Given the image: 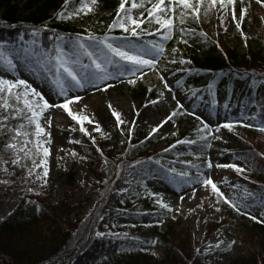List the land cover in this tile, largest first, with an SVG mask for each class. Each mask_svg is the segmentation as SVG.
Returning a JSON list of instances; mask_svg holds the SVG:
<instances>
[{
	"label": "trees",
	"instance_id": "1",
	"mask_svg": "<svg viewBox=\"0 0 264 264\" xmlns=\"http://www.w3.org/2000/svg\"><path fill=\"white\" fill-rule=\"evenodd\" d=\"M247 1L249 14L253 18L256 17V21V8L264 10V6L257 3V0ZM121 2L122 0H97L96 4L103 9H111L112 17L116 18L115 11ZM131 2L132 0H128L126 8L131 6ZM192 2L195 5L196 0ZM64 4L65 0H0V43L20 45L18 39L23 36V41L29 40L34 29L39 30L35 38L39 40L42 51L52 49L57 43V36L63 38L64 42L75 39L77 34L86 39V30L57 18V13L64 9ZM137 4L144 5L143 8H137V13L147 21V11L154 2L137 0ZM165 6L175 8L174 12L167 11L162 14L164 18L175 17L171 32L165 29L157 31L160 26L154 20L151 23L146 22L142 25L143 34L139 35V42L147 46L149 41L163 44L164 55L159 57L158 61L166 60L171 65L179 66L184 72L186 86L208 92L214 105L217 104L218 93H221L227 107V115L218 125L205 123L195 112L184 106L177 107L174 111L177 114L173 117L177 128L175 138L194 140L196 144L216 153L229 152L243 163L247 169L245 183L238 182L227 186V195L224 194L237 203L239 211L225 203L212 191L211 186H208V191L216 199L220 211H227L226 218L229 221H243L245 213L264 199V155L260 152L264 133L257 130L264 123V97L256 99L252 94L256 85L264 82V20L256 30L258 37L253 41L256 48H246L239 52L222 39L220 32H216L217 21L224 8L209 7L205 2L197 20L190 9H183L178 4L173 5L170 0H165ZM208 28L214 30V38H210L205 31ZM105 34L121 39L125 36L119 28L111 32L104 30L94 35ZM166 35L169 36L168 39H165ZM196 40L201 43L197 49L192 46ZM178 46L184 48V54L177 58L176 63H172L173 49ZM123 79L125 88L133 99L150 94L153 97L158 95L135 77H132L134 84L128 83L127 74ZM253 116L255 119H251ZM225 123H233L234 127L231 130L226 129L222 127ZM21 124L25 125L20 129L22 132H34V126L29 127L26 119L11 118L7 128L0 132V156L7 161L10 170L8 176L0 178V202L15 183L27 175L31 169L28 165L37 156L33 144L29 143L27 150L33 149L34 154L25 157L23 152H19V163H11L15 156L11 150H5L6 143L16 142L19 148L25 147V139L35 140L34 136H20L17 141L11 140L15 133L9 130L18 128ZM205 124L207 129H204ZM248 124L253 126H244ZM217 128L219 131H216ZM201 129L204 130L200 131ZM147 135L142 130L123 132L115 129L106 138L94 135L95 143L93 139L90 141L83 136L78 138L84 153L82 152L80 157L75 152L76 155L73 156L71 153L74 151L68 150L65 160L67 170L64 175L67 184L71 186L75 177L74 160L78 159L86 165L91 177L85 175L83 183L88 197L92 200V206L86 215L72 220L70 214L78 209L77 202L72 204L66 197L52 202L48 193L25 191L13 210L0 219L2 264H208L190 246L187 237L179 236L181 230L176 229L175 217L168 209L159 212L165 220L164 229L159 222H151L141 224L134 239L106 240L96 235L97 232H106L119 214L136 209L130 196H139L133 188L135 183L143 182V178L134 168V164L153 160L163 162L168 169L172 167L171 160L175 159L176 155L168 154L162 148L149 147L145 142ZM201 136L206 140H201ZM173 139L169 140L175 141ZM94 146L100 161L92 149ZM178 158L189 162L192 156L178 155ZM4 164L0 161V171ZM250 184L256 186L263 194L250 192L246 187ZM223 185L226 186L227 183ZM144 202L147 207H152L149 196L144 198ZM231 213H234V216ZM241 223L245 227V240L250 244L253 242L252 252L247 256H236L227 264H264V211L259 218H249L247 222ZM225 225L226 223L222 224L223 227ZM183 238L187 242L179 243ZM224 238L220 247L222 251L228 250L236 240V237L229 235ZM154 245L161 246L163 257L152 252L151 247Z\"/></svg>",
	"mask_w": 264,
	"mask_h": 264
},
{
	"label": "rangeland",
	"instance_id": "2",
	"mask_svg": "<svg viewBox=\"0 0 264 264\" xmlns=\"http://www.w3.org/2000/svg\"><path fill=\"white\" fill-rule=\"evenodd\" d=\"M152 1L154 4L158 3V0ZM205 2L209 5V0H205ZM119 4L117 5L118 7ZM91 6L93 11L87 15L80 13L79 16L66 20L83 28L87 33L95 34L109 30V24L115 19V17H112V10L103 9L97 4ZM219 6V3H217L214 7L217 8ZM75 7H78V4H70L68 11H72ZM232 8L233 5L231 4L224 8L218 18L215 28L216 32H220L222 39L239 52L243 51V49L246 50V48L247 50L255 49L256 44L253 41L258 37L256 30L264 20V10L259 7L256 8L258 18L255 21L256 17L253 18L249 14L248 1L236 0L237 19L233 20L231 16ZM242 8L247 10L246 16H241ZM131 14L134 18H140L137 8L133 9ZM162 17L164 18V15ZM237 22L241 23L242 32L236 28ZM115 29L118 28H114L111 31ZM205 31L210 38L215 37L213 29L208 28ZM109 37L121 39L115 35H110ZM139 38V36H129V39L134 41L137 46H141L143 44L139 42ZM33 39L37 41L35 46L31 43ZM18 44L20 45L14 47L17 49L25 47L29 51L27 53L22 52L17 58V70L5 74L4 70L0 69V76L13 80L24 79L31 88H35L37 92L41 93L50 105L61 104L65 98L58 94V88L52 83V78L46 77L40 65L32 58L31 50L33 47H39L41 50L39 40L33 36L27 41H21L19 38ZM192 46L197 49L200 48L201 43L196 40L192 43ZM176 50L172 60L177 62V58H181L182 54H184V48L178 46ZM85 60H87L86 57L84 62L88 63ZM161 76L164 77L163 80ZM135 78L149 88L151 92H156L158 95L153 97L150 94L140 99H133L125 88L123 77L119 76H115L101 84L99 90L90 85L85 89H74L68 94L69 98L77 94L81 97L80 101H74L69 107L78 114L87 115L92 121V123L85 121L83 125L87 129L88 134L81 132V125L77 121L72 120L61 108L50 107L43 113L40 122L45 128V135L41 139L42 141L50 140V142L45 143V146L50 149V155L46 158L48 168L46 183L44 182L42 168L36 170L41 179L36 178V173L31 176L27 173L25 177L18 180L0 202V219L13 210L25 191L48 193L52 202L63 200L64 197L70 203L77 202L76 208L78 209L70 214L72 220L86 215L92 206V200L86 193L83 180L85 175L91 177V172L85 164L75 159L74 183L69 186L64 175L67 170L65 168L67 165L65 163L66 153L69 152L68 150H73L81 157L84 153L83 147L79 145L80 142L76 143L81 136L91 141L94 135L106 138L115 129L123 132L125 130H142L148 134L145 142L149 147L167 149L168 154L176 155L175 159L171 160L172 167L170 168L176 171L172 172L165 167L163 162L157 163L153 160L134 164V168L143 178V182H140V184L135 183L133 188L139 196L134 197L133 194L130 196L136 209L127 210L123 214H119L111 222L110 228L103 232L104 235L100 237L106 240L134 239L138 235L139 226L151 222H159L162 225V229H164L165 220H163L159 212L165 210V208L157 203V200H162L163 203L169 205L168 210L170 209V213L175 217L176 229L181 230L179 236L187 237L190 246L208 264H227L229 260L236 256H247L252 252L251 244L253 245V242L251 241L250 244L249 241L245 240V227L241 222H247L249 218H259L264 211V199L258 201L252 209L245 213L243 221H229L226 218L227 211H216L219 208L216 199L209 193L208 186L205 187L198 178L199 174H203L205 178H211L218 188L227 195V186L238 182L245 183L247 169L243 163L235 159L229 152L216 153L214 150L203 148L198 144H178V140H184L175 138L177 128L173 118L164 123L159 128V131L152 133V137L149 135L153 128L161 125L177 109V102L195 112L197 117L205 123L212 126L218 125L227 115V107L221 93H218L217 104L214 105L208 92L187 87L183 70L179 66L169 64L166 60L158 61L155 69L145 67L143 72L137 73ZM165 83L168 85L167 88ZM107 85H111V87H107V90H105ZM20 89H23V86ZM252 94L256 99L263 98L264 82L257 84L252 90ZM113 111L120 113V119L124 121L123 124H117L115 117L112 116ZM97 125L101 129L99 132L95 131ZM170 138H174L173 140L175 141L169 140ZM173 145L175 147H172ZM92 149L100 161L95 146ZM25 150H27V147ZM260 152L264 155V141ZM188 154L192 156L189 162H184L178 158V155L186 156ZM34 159L37 163L44 159L42 152ZM209 160L212 162L210 169L207 167ZM32 161L33 159L28 165L30 168L33 167ZM66 162H68V159ZM233 163L243 168L244 171L239 173L233 168L217 167V165ZM180 172H187L189 175L188 177H180L178 175ZM9 174L8 164L5 163L0 171V178ZM225 182L227 183L226 186L223 185ZM246 187L250 192L263 194L252 184L246 185ZM148 196L152 202V207H147L144 202V198ZM231 214L234 216V213ZM223 223H226L225 227L222 226ZM222 228H230V230L227 231ZM225 235L236 237V240L228 250L222 251L220 247L223 245ZM183 242L186 243L187 240L185 238L179 240V243ZM151 250L156 256H164L161 246L154 245ZM0 264H2L1 261Z\"/></svg>",
	"mask_w": 264,
	"mask_h": 264
},
{
	"label": "snow or ice",
	"instance_id": "3",
	"mask_svg": "<svg viewBox=\"0 0 264 264\" xmlns=\"http://www.w3.org/2000/svg\"><path fill=\"white\" fill-rule=\"evenodd\" d=\"M128 0H122L119 4L118 10L116 12V18L109 24L108 29L111 31L114 28L121 29L126 35L122 39L110 38L107 34L103 36H96L92 33H88L87 38L77 34L75 39H70L67 42L63 41V38L57 36V43L54 44L53 48L50 50L41 51L39 47H33L31 50L32 58L35 62L40 65L43 73L46 77L52 78V83L58 88V94L63 96L65 99L61 104L50 105L46 99L37 92L35 88H31L28 82L24 79H7L4 76H0V132L7 128V123L9 119H26L27 125L29 127L34 126V132H22L20 129L25 127L24 124L19 125L18 128L10 129L9 131L14 132L15 135L11 137L12 141H17L20 136L29 137L34 136L35 140L25 139V147H19L16 142H8L4 145L6 151L11 150L14 159H11L12 164L19 163L21 157L19 152H23L25 157L32 156L33 149L35 154L38 155L41 151L44 159H41L39 163L33 159V167L28 170L29 176L36 173L37 169L43 170L44 182L46 183V178L48 176L47 168V157L50 155V149L45 146V143L49 141H42V137L45 135V128L41 125V118L43 113L50 107H58L64 110L72 120L77 121L81 127L80 131L88 134L87 129L83 126L84 122L92 123L87 115H81L73 111L69 106L74 102L80 101L81 97L77 94L69 98L68 94L74 89H85L88 86L96 87L99 90V86L104 82L114 78L115 76L123 77L125 74L128 75V83L134 84L135 80L132 77H136L137 73H142L145 67L155 69L158 64V58L164 55V46L161 43H156L149 41L148 46H137L136 43L129 39V36L135 37L143 34L142 25L151 23L153 20L160 29L168 30L170 33L174 27L175 17L162 18V14L167 11H175V8H168L165 6V0H158V3L152 5L147 11L148 20L145 21L143 18H134L131 14L133 9L138 7L143 8V4H137L136 0H132L131 6L126 8V3ZM78 4V7L73 8L72 11H68L70 4ZM97 0H65L64 9L57 13V18L61 20L72 19L79 16L80 13L87 15L93 11L91 5H95ZM173 5H180L183 9H190L193 17L197 20L200 18L201 6L205 3V0H196L195 5L192 0H170ZM219 3L221 8L227 7V5H233L231 16L233 20L237 19L235 3L236 0H209V7L215 6ZM257 3L264 6V0H257ZM141 17H143V12H141ZM207 15V11H205ZM247 10L241 9V16H246ZM181 23H183V13L181 14ZM236 28L242 32L241 23L237 22ZM39 33L38 29H34L32 36L36 37ZM169 36H165L168 39ZM23 41L24 37H20ZM183 43H187L186 40H182ZM32 45H36L37 41L33 39L31 41ZM29 50L25 47L20 49L15 48L13 45L7 43H0V69L4 70L5 74L17 70V58L20 54L27 53ZM177 51L173 49V52ZM87 58L88 63L84 62V58ZM176 63L175 60L171 61ZM183 62V61H181ZM163 80L164 77L161 76ZM179 83V82H177ZM23 86V91L19 89ZM111 87V85H107ZM165 87L168 85L165 83ZM212 85H209L211 88ZM31 97V98H30ZM13 101L14 103H10ZM42 101V103H41ZM154 103V102H153ZM178 103V107L182 105ZM22 104V106H21ZM111 107V105H109ZM264 110V109H262ZM9 113L5 115L4 113ZM177 113L173 112L167 120L163 121L161 125L153 128L151 133H156L159 128L163 126L164 123L170 121ZM112 116L115 117L117 124H123L124 121L120 119V113L113 111ZM255 119V116L251 117ZM50 123V121H49ZM247 127H252L253 125H244ZM207 125H204V129H207ZM222 127L231 130L234 127L233 123H225ZM201 129L200 131H203ZM258 131L264 133V123L257 129ZM95 131H101L99 125L95 128ZM219 131V128L216 129ZM50 136V134H48ZM219 138V137H216ZM93 143H95V138L93 137ZM201 140H206L204 136L200 137ZM32 143L33 149H28L25 151L26 146ZM79 143V141H76ZM178 144H196L194 140H184L177 141ZM207 145H205L206 147ZM172 147H175L173 145ZM203 150V149H201ZM167 151V149L165 150ZM73 156L76 155L75 152L71 153ZM0 161L7 163L0 156ZM159 163V161H157ZM207 167L210 169L212 167V162L209 160ZM217 167L233 168L235 171L242 173L243 168L239 167L237 164H225L217 165ZM7 171V169H5ZM170 171L175 172V169H170ZM180 177H188L187 172L178 173ZM36 178L41 179L40 175L36 173ZM199 180L202 181L205 187L211 186L212 191L225 203L229 204L231 207L239 211L237 203L228 199L224 196V193L220 191L217 184L213 182L211 178L203 177V174H199ZM157 203L161 207L168 209L169 205L163 203L162 200H157ZM170 210V209H169ZM216 211H220L219 208ZM97 236L104 235L103 233L97 232ZM234 243V242H233ZM219 246V245H217Z\"/></svg>",
	"mask_w": 264,
	"mask_h": 264
},
{
	"label": "bare ground",
	"instance_id": "4",
	"mask_svg": "<svg viewBox=\"0 0 264 264\" xmlns=\"http://www.w3.org/2000/svg\"><path fill=\"white\" fill-rule=\"evenodd\" d=\"M92 103V102H91ZM93 104V103H92Z\"/></svg>",
	"mask_w": 264,
	"mask_h": 264
}]
</instances>
